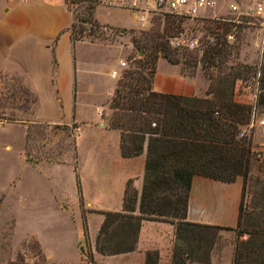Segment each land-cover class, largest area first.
I'll return each mask as SVG.
<instances>
[{
  "label": "trees",
  "instance_id": "obj_1",
  "mask_svg": "<svg viewBox=\"0 0 264 264\" xmlns=\"http://www.w3.org/2000/svg\"><path fill=\"white\" fill-rule=\"evenodd\" d=\"M79 1L86 4L85 16H80L79 21L88 23L99 0ZM163 21L162 29L156 22V27L149 32L131 38L133 48L143 56L135 60L136 70L125 72L116 83L109 103L113 114L107 128L119 132L121 156L132 159L145 154L142 189L137 192L132 181H128L123 211L100 213L104 221L94 249L101 256L133 252L142 222L156 221L175 224L172 264H208L220 231L236 233L232 264H264V195L260 204L252 205V211H259L255 213L258 215L252 214L246 219L241 198L236 229L185 221L193 177L231 184L238 177L245 179L248 175L250 147L239 140L237 134L241 127L250 124L255 110L264 111V64L259 69L258 94L254 100L245 90L239 93L236 89L239 81L249 79L253 69L239 62L226 65L239 55V46L227 43L226 36L237 32L245 23L243 19L240 25L208 21V33L214 41L206 45L200 61L190 51L178 53L169 47V39L182 33L183 19L164 15ZM75 26L73 23L70 28L74 46L77 42ZM236 36L237 33L235 39ZM160 56L170 64L180 66L181 74L188 78H194L201 65L210 81L205 98L153 92L152 83ZM0 79L3 81L4 78ZM3 120L6 123L17 121L13 118ZM73 172L84 217L76 165ZM85 235L87 237L86 226ZM243 237L246 239L242 240ZM157 261V252L146 254V264H157Z\"/></svg>",
  "mask_w": 264,
  "mask_h": 264
},
{
  "label": "rangeland",
  "instance_id": "obj_2",
  "mask_svg": "<svg viewBox=\"0 0 264 264\" xmlns=\"http://www.w3.org/2000/svg\"><path fill=\"white\" fill-rule=\"evenodd\" d=\"M63 1L66 8L73 13L76 48L81 46L85 61L116 65V83L123 78L125 72L136 70L135 60L143 56L133 48L131 38L139 37L141 32H149L156 27V22L162 29L164 15H167L154 12L144 25L124 15L128 23L124 28L101 26L95 17L97 11L100 20L106 21L111 16V11L105 12L104 7L116 8L115 11L125 9L111 6V0H99V5H102L96 7L92 19L88 23H80L79 17L86 13L85 1ZM224 2L226 6L236 4L241 13L248 14L243 18L245 23L242 27L234 32L237 36L231 43L239 46V55L226 65L239 62L253 69L249 79L239 81L236 89L239 93L245 90L255 100L258 94L259 69L264 64V13L261 16L252 14L257 5L264 7V0H224L223 3L220 0L218 5ZM223 9L217 14L226 19L233 18L227 9ZM209 24L208 21L184 19L181 23L183 31L180 40L189 43L198 39L199 47L193 50L171 47V39L169 47L178 53L190 51L200 61L206 45L213 44L208 40ZM119 62H124L125 67H120ZM179 68L181 69L180 66ZM201 68V65L197 67L195 78L198 77L204 84L201 86L205 88L197 98L204 99L210 81ZM0 77L4 78V87L0 93V120H17L11 123L3 120L0 123V264H53L45 258L39 243L51 261L57 260L62 264H103L93 254L88 234L87 237L85 235V226L89 225L92 232L96 221L94 217L85 216V219L82 216L73 172L75 165L78 168L80 164L87 167L89 136L94 129L82 126L76 120L71 124L28 123L33 118L37 97L28 91L19 78H9L1 74ZM103 84L99 91L105 92L104 98H108L111 82L105 76ZM78 95V111L83 120L87 121L86 124L95 121L94 108L91 107L95 104L103 107L102 120L107 126L113 114L109 109L111 98L94 100L93 96L83 94L81 88ZM40 111L45 109L39 108ZM262 120L264 111L255 110L254 126L250 130L246 129V138L243 139L250 147L249 172L245 179L238 177L237 180L242 182L245 219L252 214L255 217L258 215L255 213L259 211H252V205L260 204L264 195V126L260 125ZM79 136L81 141L77 152ZM26 158L38 162L26 163ZM101 195L102 198L110 197L105 191ZM82 196L85 199L93 198V190L85 175ZM243 225L246 226L245 223Z\"/></svg>",
  "mask_w": 264,
  "mask_h": 264
},
{
  "label": "crops",
  "instance_id": "obj_3",
  "mask_svg": "<svg viewBox=\"0 0 264 264\" xmlns=\"http://www.w3.org/2000/svg\"><path fill=\"white\" fill-rule=\"evenodd\" d=\"M1 1L0 74L9 78H19L37 97L33 118L28 123L71 124L76 120L82 123V126L94 129L89 136L87 167L80 164L78 168L82 193L84 175L93 190V198L85 199L83 196L84 218L94 217L96 221L94 231L91 232L89 225L87 226L93 254L99 257L103 264H146V254L157 252V264H172L176 242L173 223L143 221L136 250L130 253L101 256L94 249L97 233L104 221V216L100 213L122 212L127 182L132 181L133 187L139 193L143 183L145 154L132 159L121 156L120 134L107 128L106 122L102 120L103 107L95 104L91 106L94 108L95 121L88 122V125L78 111L79 88L83 94L93 96L94 100L113 97L116 81L110 74L117 66L106 62L85 61L81 46L76 48L72 43L70 28L73 24V15L63 0H3V3ZM103 9L105 12L111 11V16L106 21H101L97 11L95 17L101 26L124 28L128 25L124 15L136 21L127 10L115 11L116 8L110 7ZM118 64L120 66V62ZM104 76L111 82L108 98H104L105 92L99 91L103 88ZM201 85L204 84L198 77H185L181 74L179 66L159 59L152 83L153 92L199 97L205 90ZM2 90L3 81L0 79V93ZM39 108L45 111L39 112ZM80 141L79 136L77 152L80 149ZM27 160L30 159L25 160L26 163H30ZM102 191L110 197L102 198ZM241 198L242 182L239 179L228 184L195 176L192 179L185 221L208 227L236 229ZM218 236L220 238L210 253L208 264H232L236 233L220 231ZM224 239L228 241L225 242ZM245 239L246 237L242 238ZM39 245L48 261L62 264L57 260L51 261L42 245L40 243Z\"/></svg>",
  "mask_w": 264,
  "mask_h": 264
},
{
  "label": "built area",
  "instance_id": "obj_4",
  "mask_svg": "<svg viewBox=\"0 0 264 264\" xmlns=\"http://www.w3.org/2000/svg\"><path fill=\"white\" fill-rule=\"evenodd\" d=\"M220 0H111L109 4L111 6H117L123 8L133 15L134 19L142 23L143 25L148 22L151 15L154 12H160L162 14L171 15L173 17H179L183 20H200L214 21V22H227L235 25H240L241 20L248 14L240 12L239 7L236 4H219ZM224 0H222L223 3ZM224 8V9H223ZM227 9L228 14L233 15V18L226 19L217 14L220 10ZM264 13V7L259 4L254 8L253 14L261 16ZM73 14V13H72ZM182 33L170 40V46L175 48H185L189 50L197 49L199 47L198 39H193L189 43H185L182 40ZM235 37L233 34L226 36L227 43H233ZM208 40L213 43V37H208ZM120 67H125L124 62H120ZM112 79L118 77L117 71H112L110 74ZM255 123V114H253L250 124L246 128H241L237 134L239 140L246 138V129H252ZM260 125L264 126V120ZM50 264V263H46Z\"/></svg>",
  "mask_w": 264,
  "mask_h": 264
},
{
  "label": "water",
  "instance_id": "obj_5",
  "mask_svg": "<svg viewBox=\"0 0 264 264\" xmlns=\"http://www.w3.org/2000/svg\"><path fill=\"white\" fill-rule=\"evenodd\" d=\"M124 32V30H122V33ZM27 162H30V163H33V164H36L37 161H33V160H27ZM82 250V249H81Z\"/></svg>",
  "mask_w": 264,
  "mask_h": 264
}]
</instances>
